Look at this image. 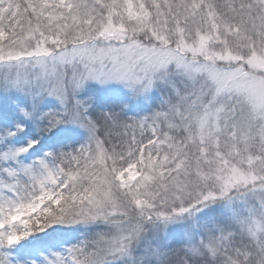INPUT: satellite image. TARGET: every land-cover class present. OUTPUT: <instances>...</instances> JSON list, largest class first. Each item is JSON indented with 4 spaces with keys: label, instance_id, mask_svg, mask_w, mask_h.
Wrapping results in <instances>:
<instances>
[{
    "label": "snow or ice",
    "instance_id": "1",
    "mask_svg": "<svg viewBox=\"0 0 264 264\" xmlns=\"http://www.w3.org/2000/svg\"><path fill=\"white\" fill-rule=\"evenodd\" d=\"M0 264H264V0H0Z\"/></svg>",
    "mask_w": 264,
    "mask_h": 264
}]
</instances>
